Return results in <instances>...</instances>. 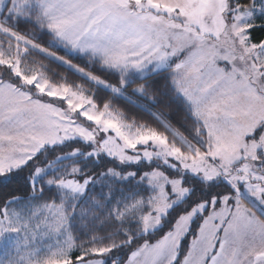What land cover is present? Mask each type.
Here are the masks:
<instances>
[{"label":"snow or ice","instance_id":"obj_1","mask_svg":"<svg viewBox=\"0 0 264 264\" xmlns=\"http://www.w3.org/2000/svg\"><path fill=\"white\" fill-rule=\"evenodd\" d=\"M0 264H264V0H0Z\"/></svg>","mask_w":264,"mask_h":264}]
</instances>
